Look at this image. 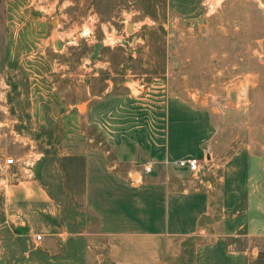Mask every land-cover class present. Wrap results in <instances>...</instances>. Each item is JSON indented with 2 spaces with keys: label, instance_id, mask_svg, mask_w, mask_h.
I'll use <instances>...</instances> for the list:
<instances>
[{
  "label": "rangeland",
  "instance_id": "obj_1",
  "mask_svg": "<svg viewBox=\"0 0 264 264\" xmlns=\"http://www.w3.org/2000/svg\"><path fill=\"white\" fill-rule=\"evenodd\" d=\"M154 140L176 155L147 160ZM119 149L137 156L117 162L125 185L149 165L212 190L203 223L217 237L195 257L183 241L176 264H264V0H0V164L14 158L51 204L11 219L16 181L0 189V264H114L85 203L84 158L109 167ZM188 156L195 175L173 163ZM224 184L243 187L235 210L248 211L228 234Z\"/></svg>",
  "mask_w": 264,
  "mask_h": 264
},
{
  "label": "crops",
  "instance_id": "obj_2",
  "mask_svg": "<svg viewBox=\"0 0 264 264\" xmlns=\"http://www.w3.org/2000/svg\"><path fill=\"white\" fill-rule=\"evenodd\" d=\"M152 143L154 146L148 151L150 156L147 160L162 161L176 155L163 147L165 143L157 144L155 140ZM136 158L129 149H119L114 159L111 156L109 160L116 163L109 167L103 162L108 159L102 154H89L84 158L85 203L96 216L99 247H106V257L114 264H176L182 242L191 239L197 241L192 246L194 257L197 256L198 241L206 238L215 241L217 237L203 223L210 213L212 190L170 184L164 179V173L143 174L142 167L127 173L128 185H125L124 171L116 169L117 162H130ZM18 174L16 182L9 185V217L28 220L29 215L38 214L40 209L47 210L51 204L36 179L27 173ZM220 192L224 203L222 210L228 209L224 217V220L228 218L224 222V231L228 234L247 223L248 211L235 210L244 189L224 184ZM228 193L234 194L232 201L227 197ZM259 218L263 225L264 210ZM20 224H24L23 221ZM60 238L63 239L62 236ZM218 239L223 241L219 236ZM213 246L214 243L204 244L201 249L209 250Z\"/></svg>",
  "mask_w": 264,
  "mask_h": 264
},
{
  "label": "built area",
  "instance_id": "obj_3",
  "mask_svg": "<svg viewBox=\"0 0 264 264\" xmlns=\"http://www.w3.org/2000/svg\"><path fill=\"white\" fill-rule=\"evenodd\" d=\"M173 163L185 171L195 175L200 172V162L197 157L188 156V157H180L173 161ZM15 165V159L12 157H7L3 160L2 164H0V189L4 188L7 184L14 181L18 177L17 170L11 169ZM143 174H147L151 171L149 165H143L141 168ZM33 242L36 243L41 239V234L36 233L33 236Z\"/></svg>",
  "mask_w": 264,
  "mask_h": 264
},
{
  "label": "water",
  "instance_id": "obj_4",
  "mask_svg": "<svg viewBox=\"0 0 264 264\" xmlns=\"http://www.w3.org/2000/svg\"><path fill=\"white\" fill-rule=\"evenodd\" d=\"M128 30H130V28H129ZM99 46H100V45H99L98 43H96V44L94 45L93 50H92V53H91V55H90L91 58H95V56H96V52H97Z\"/></svg>",
  "mask_w": 264,
  "mask_h": 264
}]
</instances>
